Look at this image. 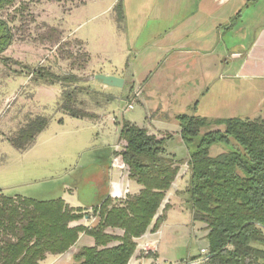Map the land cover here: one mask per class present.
Here are the masks:
<instances>
[{"label":"trees","instance_id":"obj_1","mask_svg":"<svg viewBox=\"0 0 264 264\" xmlns=\"http://www.w3.org/2000/svg\"><path fill=\"white\" fill-rule=\"evenodd\" d=\"M35 1L0 0V13ZM115 9L121 20L119 5ZM45 37L60 41L56 29H47ZM13 41L8 22L0 17L3 65L9 59L1 56ZM84 58L87 62L86 54ZM31 75L33 82L49 86H72L75 82V77H58L45 69L34 70ZM58 111L75 119L91 118L66 104ZM177 119L182 141L188 149L194 147L190 150L184 195L193 222L204 225L207 232L209 264H264V120H221L215 122L221 131L201 135V130L208 127L206 119ZM49 122L43 117L30 119L9 138L10 144L18 151L28 150ZM161 136L149 135L128 122L122 124L114 153L122 158L128 178L141 190L114 204L106 198L92 208V215L98 219L92 228L82 224L88 217L87 209L71 208L60 197L37 200L0 194V264H41L48 255H65L81 234L93 238L95 245L81 248L73 256L74 264H128L136 250L135 240L151 226L152 232L158 231L163 222L164 216H159L153 224L181 165L165 150L171 135ZM231 140L235 146L230 151L210 156L213 145H231ZM108 230H119L122 235H111Z\"/></svg>","mask_w":264,"mask_h":264},{"label":"crops","instance_id":"obj_2","mask_svg":"<svg viewBox=\"0 0 264 264\" xmlns=\"http://www.w3.org/2000/svg\"><path fill=\"white\" fill-rule=\"evenodd\" d=\"M79 1L84 3L83 0ZM89 2L91 4L89 12L101 8L103 3L110 4L103 12L88 16L84 23L73 30H64L45 20L46 28L56 29L62 33L65 40H76L81 44L88 56L83 70L88 75L87 82L96 81L94 79L96 75L113 76L123 80L121 88L102 86V91L111 94L109 97H114L120 91L131 97V94L140 90L141 94L136 104L142 108V121L126 120L124 115L129 111L122 113V121L142 128L158 138H161V135H171L165 142V150L181 164L180 171L188 168L190 149L180 137L181 128L177 119L179 116L200 117L206 120L228 116L241 119L264 117L260 102L256 103L254 100L258 96H264V0H89ZM117 5L120 7L121 20L116 11L110 17L96 21L97 23L83 31L81 36L77 35L76 32L82 25L93 22ZM78 6L72 9H77ZM42 41L56 47L62 40L57 43L44 37ZM13 43L4 51L2 58L13 60L17 64L24 62L32 65L33 60L37 58L31 54L27 55L24 61L8 56ZM43 63L44 61L40 60L38 66H42ZM23 76L24 74L4 75L0 87L8 86ZM36 86V89L41 90H52L54 87L41 81H38ZM86 112L92 115L91 126L101 127L103 137L101 146L109 155L111 154L110 158L108 156L104 162L98 161L97 165L99 176L102 175L104 178L105 187L92 203L76 200L74 191L68 187L70 192L60 198L62 197L71 208L87 209L88 217L82 223H87L86 226L89 227L93 226L89 219L92 208L100 206L106 198H110L113 204L123 200L113 199L111 185L117 181L130 179L127 172H122V169L115 171L112 168L111 156L114 148L117 149L121 131L117 116H110L104 120L106 110ZM61 115L69 122L89 121L86 118H71L63 113ZM173 140H178L179 143L177 147L170 148L168 143ZM184 151L187 155L180 158ZM188 174L189 172L180 181L183 183L175 190L179 206L186 207L182 194L187 186ZM140 190L141 187L134 184L131 188L132 194L128 196L137 195ZM200 225L204 229V225ZM107 232L115 236L122 235L119 230ZM204 233L207 234L205 230ZM138 241L135 240L136 243ZM94 245L93 238L81 234L76 244L65 255H48L41 264H74L73 256L81 248H91ZM138 256L135 250L130 262L153 264L152 259L145 257L139 259ZM152 257L159 259L157 252Z\"/></svg>","mask_w":264,"mask_h":264},{"label":"rangeland","instance_id":"obj_3","mask_svg":"<svg viewBox=\"0 0 264 264\" xmlns=\"http://www.w3.org/2000/svg\"><path fill=\"white\" fill-rule=\"evenodd\" d=\"M83 2L61 0L59 3L55 0H36L24 8L16 5L0 13V17L8 22L14 35V43L8 56L23 61L29 54L37 58L33 60L32 65L24 64V62L15 65L13 60L4 65L0 63V84L4 75L24 74L8 86L0 87V194L6 197L19 195L37 200H51L69 193L68 187L74 191L76 200L92 203L104 190L105 181L102 175L99 176L97 165L98 161L104 162L105 158L108 156L110 158L111 154L109 155L101 146L103 140L101 127L98 125L92 127L90 118H86L89 121L84 123L66 121L58 109L60 105L66 104L85 113L88 110H106L104 120L116 115L122 127L124 123L122 113L130 97L124 91L109 97L111 94L108 91H102L104 85L99 81L87 82L88 75L83 71L86 64L85 53L76 40L67 41L59 32V38L62 41L56 47L42 41L47 33L45 20L70 31L84 23L88 16L106 10L110 4L103 3L101 8L89 12L91 9L89 0H83ZM74 6H78V10L72 9ZM111 9L93 22L82 25L77 30V35L81 36L83 31L101 18L110 17L116 13L115 8ZM40 60L44 61L42 66H38ZM42 67L58 77H75V82L72 86L52 85L56 90L54 87L52 90L36 89L37 83L33 82L31 74L35 68ZM68 97L70 99H67ZM254 100L256 103L260 102L259 106L264 114V96H258ZM141 109L135 102L134 109L124 115L125 119L141 122V113L143 114ZM36 117L49 119L48 126L40 136L35 138L28 150L24 152L16 150L10 144L9 138L15 136L20 128ZM263 118L257 119L264 120ZM226 119L231 118L228 116L207 120L208 127L201 130V135L221 131L222 127L216 126L215 122ZM178 143V140L169 141L168 146L174 148ZM234 146L235 143L232 140L231 145L216 144L210 148L209 154L211 157H216L230 151ZM193 149L194 147L190 148L191 151ZM116 150L114 148L112 152L111 163L112 168L118 171L120 170L118 165H122L123 161L119 155H115ZM186 155L184 151V155L180 158ZM179 169L182 168L179 167ZM122 172H125V167ZM188 172V168L179 170L169 190L171 192L166 193L163 204L153 221L154 224L159 216H164L158 231L152 232L151 226L145 235L137 239L138 243L144 241L153 247L154 253L157 252L159 256L158 260L167 263L199 258L202 248L208 251L204 229L200 223L194 224L187 206L186 195L183 192L182 197L186 207L179 206L178 198H176L175 190L183 183L180 181ZM187 178L188 183L189 174ZM129 181H117L113 184L114 186L111 185L113 199L124 200L132 194L131 188L134 184H138L135 181ZM61 199L63 200L62 197ZM96 218L91 212L89 219ZM83 225L86 226L87 223ZM138 258H143L142 254ZM147 258L152 259L151 256Z\"/></svg>","mask_w":264,"mask_h":264},{"label":"built area","instance_id":"obj_4","mask_svg":"<svg viewBox=\"0 0 264 264\" xmlns=\"http://www.w3.org/2000/svg\"><path fill=\"white\" fill-rule=\"evenodd\" d=\"M140 90H137L136 92H134L133 94H131V97L129 98L130 100L127 103L126 108L123 110V114H125L128 111L133 110L134 106H135V102L139 99L140 97ZM118 167L120 169H123V167H125L123 164L122 165H118ZM97 220V218H96ZM95 219L91 220V222H93V226L97 223ZM95 222V223H94ZM93 226H89V228H92ZM137 247H136V254L137 255H141L145 258L147 257H152L153 253L155 252V249L153 247H150L146 242L144 241H140L139 243H136ZM209 260H210V255L208 253V251L206 249H201L200 250V257L199 258H194V259H187L184 261H180V262H176V263H167L165 261H159L158 259H153L152 257V263L153 264H209ZM130 262V261H129ZM128 264H133V263H128Z\"/></svg>","mask_w":264,"mask_h":264},{"label":"water","instance_id":"obj_5","mask_svg":"<svg viewBox=\"0 0 264 264\" xmlns=\"http://www.w3.org/2000/svg\"><path fill=\"white\" fill-rule=\"evenodd\" d=\"M94 79L105 87L121 88L123 86V80L113 76L96 75Z\"/></svg>","mask_w":264,"mask_h":264}]
</instances>
